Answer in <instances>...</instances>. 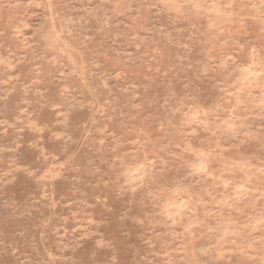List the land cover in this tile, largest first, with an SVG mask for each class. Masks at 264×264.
Returning <instances> with one entry per match:
<instances>
[{
    "label": "rangeland",
    "instance_id": "1",
    "mask_svg": "<svg viewBox=\"0 0 264 264\" xmlns=\"http://www.w3.org/2000/svg\"><path fill=\"white\" fill-rule=\"evenodd\" d=\"M0 264H264V0H0Z\"/></svg>",
    "mask_w": 264,
    "mask_h": 264
}]
</instances>
